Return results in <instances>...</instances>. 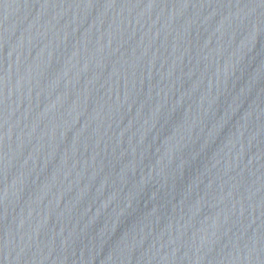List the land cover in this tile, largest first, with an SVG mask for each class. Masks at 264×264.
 <instances>
[{
	"label": "water",
	"instance_id": "obj_1",
	"mask_svg": "<svg viewBox=\"0 0 264 264\" xmlns=\"http://www.w3.org/2000/svg\"><path fill=\"white\" fill-rule=\"evenodd\" d=\"M0 264H264V0H0Z\"/></svg>",
	"mask_w": 264,
	"mask_h": 264
}]
</instances>
